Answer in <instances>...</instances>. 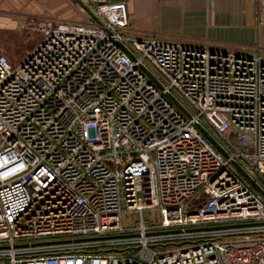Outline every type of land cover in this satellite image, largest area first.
Here are the masks:
<instances>
[{"label":"built area","instance_id":"2783aa9c","mask_svg":"<svg viewBox=\"0 0 264 264\" xmlns=\"http://www.w3.org/2000/svg\"><path fill=\"white\" fill-rule=\"evenodd\" d=\"M77 2L87 22L22 20L40 42L0 54V264H264V196L238 171L264 192V56Z\"/></svg>","mask_w":264,"mask_h":264},{"label":"crops","instance_id":"0c3cea01","mask_svg":"<svg viewBox=\"0 0 264 264\" xmlns=\"http://www.w3.org/2000/svg\"><path fill=\"white\" fill-rule=\"evenodd\" d=\"M64 5L65 0H59ZM139 38L264 56V2L261 0H127ZM36 0H0V12H24ZM262 7V13L260 11ZM7 19V18H5ZM7 20H11V17ZM10 23L0 18V29Z\"/></svg>","mask_w":264,"mask_h":264},{"label":"rangeland","instance_id":"374dc122","mask_svg":"<svg viewBox=\"0 0 264 264\" xmlns=\"http://www.w3.org/2000/svg\"><path fill=\"white\" fill-rule=\"evenodd\" d=\"M36 3L37 5L27 6L22 13H5L8 17H3L0 12V18L10 23L9 29H0V54L12 64H17L26 57L42 37L31 29L21 28L24 25L22 20L87 22L89 19V15L77 0H65L64 5L59 0H36ZM10 17L11 20H7ZM107 164L114 170H122L121 164L115 165L109 160ZM122 219L124 226L130 227L135 224L137 217L135 213H124ZM144 220L150 223L159 221L157 214L151 212H144Z\"/></svg>","mask_w":264,"mask_h":264},{"label":"water","instance_id":"95a60500","mask_svg":"<svg viewBox=\"0 0 264 264\" xmlns=\"http://www.w3.org/2000/svg\"><path fill=\"white\" fill-rule=\"evenodd\" d=\"M171 100L173 101V103L174 104H176L177 105V102L173 99V98H171ZM178 106V105H177ZM182 111H183V109L180 107V106H178ZM200 129V128H199ZM200 131H201V133H203L205 136H207V134H206V132L203 130V129H200ZM207 138L209 139V140H211V138H209L208 136H207ZM211 142H213L212 140H211ZM238 171L241 173V175L252 185V187L256 190V191H258V192H261L262 194H263V196H264V192H262L261 191V189L259 188V186L258 185H256L253 181H251L250 179H249V177L245 174V173H243L239 168H238Z\"/></svg>","mask_w":264,"mask_h":264}]
</instances>
